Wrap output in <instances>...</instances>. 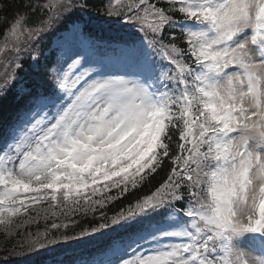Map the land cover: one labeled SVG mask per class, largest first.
<instances>
[{
    "label": "snow or ice",
    "instance_id": "obj_1",
    "mask_svg": "<svg viewBox=\"0 0 264 264\" xmlns=\"http://www.w3.org/2000/svg\"><path fill=\"white\" fill-rule=\"evenodd\" d=\"M94 7L0 0V100L64 33L0 140V225L46 221L12 255L101 240L109 259L81 264H264V0H107V39L78 23Z\"/></svg>",
    "mask_w": 264,
    "mask_h": 264
},
{
    "label": "trees",
    "instance_id": "obj_2",
    "mask_svg": "<svg viewBox=\"0 0 264 264\" xmlns=\"http://www.w3.org/2000/svg\"><path fill=\"white\" fill-rule=\"evenodd\" d=\"M95 5L88 15L83 16L82 20L78 19V23L82 28L91 32L93 35L102 36L107 39L110 36L116 35L115 33H100L96 28V17L99 14V10L102 9L103 5L107 3V0H92ZM71 27V25H69ZM64 33H60L51 36L46 42L44 54L47 59H41L38 65L33 64L28 61L25 64L24 72L21 74L22 79L20 83L15 87L7 96V98L0 100V140L3 139L6 132L8 131L9 125L15 121L18 115H22L30 107L31 97L28 94V90H32L33 93L36 91V86L40 81L41 77L47 72V67L49 61L55 59L58 54V46L56 45V39L61 38ZM31 65V66H29ZM164 178V173L160 176H156L152 180V188L145 186L142 189L136 191H130L124 198V203H128L134 200L138 196L147 194L159 182ZM115 191V190H114ZM31 195V194H29ZM121 205V201H116L115 206H109L111 210H118ZM37 208H46V204L36 205ZM29 213L33 212V209L28 210ZM27 214H21L17 217H13V220L21 221ZM43 213H41V218H38V222L24 224L21 227H14V234L7 235L4 232V226L0 225V264H75L76 260L79 258H92L97 254L103 252L104 249L108 247V241L101 240H90L85 243L72 242L70 244H58L54 247V250H46L45 254L42 256H34L28 252L20 253L19 255H12L14 246L19 244L23 236L16 235L15 233L26 234L28 232L35 233L39 228L40 231L44 230L46 221L42 218ZM76 219H79L80 223L87 226L86 219L77 214ZM91 218V214L87 219ZM52 220L47 221L51 224ZM72 225H69V232L72 230ZM79 231V229H76ZM56 231V230H52ZM15 251L19 253V248H15Z\"/></svg>",
    "mask_w": 264,
    "mask_h": 264
},
{
    "label": "rangeland",
    "instance_id": "obj_3",
    "mask_svg": "<svg viewBox=\"0 0 264 264\" xmlns=\"http://www.w3.org/2000/svg\"><path fill=\"white\" fill-rule=\"evenodd\" d=\"M60 39L58 40L59 43ZM110 257V253L108 252V247L106 249L103 250L102 253L97 254L96 256L92 257V258H79L78 260H76L75 264H81L82 261H106L107 259H109Z\"/></svg>",
    "mask_w": 264,
    "mask_h": 264
}]
</instances>
